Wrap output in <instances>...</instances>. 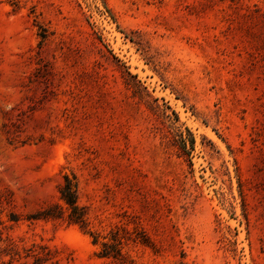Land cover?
<instances>
[{"label": "rangeland", "instance_id": "374dc122", "mask_svg": "<svg viewBox=\"0 0 264 264\" xmlns=\"http://www.w3.org/2000/svg\"><path fill=\"white\" fill-rule=\"evenodd\" d=\"M64 175L88 230L30 218ZM88 231L264 264V0H0V264H121Z\"/></svg>", "mask_w": 264, "mask_h": 264}, {"label": "trees", "instance_id": "16d2710c", "mask_svg": "<svg viewBox=\"0 0 264 264\" xmlns=\"http://www.w3.org/2000/svg\"><path fill=\"white\" fill-rule=\"evenodd\" d=\"M191 146L193 140H190ZM59 203H52L44 208H41L30 218L33 220H62L68 225H76L82 230H88V220L85 207L81 206L78 202L77 194V182L74 177L63 176V182L58 188ZM92 238L93 244H100L101 250L99 257L110 258L115 261H119L121 264L126 262V257L122 254L123 237L118 236L117 232H110V239L107 241L99 242V238H102L99 233L88 231ZM106 238L103 237V240Z\"/></svg>", "mask_w": 264, "mask_h": 264}]
</instances>
